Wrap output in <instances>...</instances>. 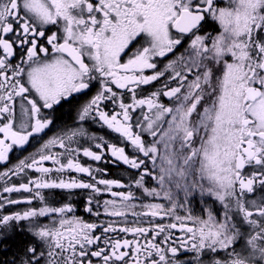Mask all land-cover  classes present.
Wrapping results in <instances>:
<instances>
[{
    "label": "snow or ice",
    "instance_id": "6c2138e0",
    "mask_svg": "<svg viewBox=\"0 0 264 264\" xmlns=\"http://www.w3.org/2000/svg\"><path fill=\"white\" fill-rule=\"evenodd\" d=\"M0 168L12 264H264V0H0Z\"/></svg>",
    "mask_w": 264,
    "mask_h": 264
},
{
    "label": "flooded vegetation",
    "instance_id": "af4514ba",
    "mask_svg": "<svg viewBox=\"0 0 264 264\" xmlns=\"http://www.w3.org/2000/svg\"><path fill=\"white\" fill-rule=\"evenodd\" d=\"M206 31H212L213 30V25L208 24L205 26ZM158 86V85H157ZM151 88L146 89L147 91H151ZM96 88L93 87L91 91L88 93L87 96H81L78 97L77 99L72 101V104H63L62 107H58L56 109V116L59 117V120L57 121V124L59 125L61 122H67L71 123L72 118L75 116V107L78 105V103L83 102V100L89 98L91 95L95 94ZM146 94V93H145ZM97 135L100 134H105V130H102L99 128L98 125H93L92 126ZM57 129L53 128L51 132H48L46 136H44V139H47L49 136H51ZM110 139H115V137L110 136ZM39 143H42V140L39 136L33 138L31 140L30 145L27 148L26 152H21V151H14L10 154V162L11 164H15L19 158H22L23 155H26L27 152L32 151L35 147L39 146ZM82 162L84 163H91L93 166H95V162L88 161L87 158L81 157ZM101 168H106L107 169V176L102 177V178H107V179H121V180H126L127 179V171L125 169V166L122 164H109V163H101L99 165ZM0 170H3L0 168ZM49 196L54 195L55 199L57 201H60L61 203L67 202V193L66 192H61L59 190H55L54 192H49L47 193ZM19 194L13 193L12 197L16 198ZM86 195V193H81L80 190H76L72 197V202L77 206V215H82L85 219L88 220H94L96 219L95 217H89L87 213L83 211L84 209V200L83 196ZM104 198H110V197H104ZM205 201L209 206H211L212 201L210 198L205 197ZM26 205L20 204V205H14L10 208H5L2 212H0V215L7 214L9 212H15V211H22ZM204 207V204L201 202L199 197H196L188 206L187 209H178L177 212L179 215H187L188 210L192 212L193 215H199L201 214V209ZM218 207V205H217ZM101 220L107 221L106 217H100ZM131 219V218H129ZM167 222V221H166ZM175 231V230H173ZM178 235V233H177ZM20 241V244L22 245V248L20 249L19 252H17L16 246H17V241ZM31 238L27 237L25 234L16 232L12 237H10L8 240L4 242H0V264H12V261L14 257H16L19 253H22L24 249L27 247V245L30 243ZM190 256V254L187 253H182L181 254V259H186Z\"/></svg>",
    "mask_w": 264,
    "mask_h": 264
},
{
    "label": "trees",
    "instance_id": "16d2710c",
    "mask_svg": "<svg viewBox=\"0 0 264 264\" xmlns=\"http://www.w3.org/2000/svg\"><path fill=\"white\" fill-rule=\"evenodd\" d=\"M21 248H22V245L20 244V241L18 240L17 246H16L17 252H19Z\"/></svg>",
    "mask_w": 264,
    "mask_h": 264
}]
</instances>
